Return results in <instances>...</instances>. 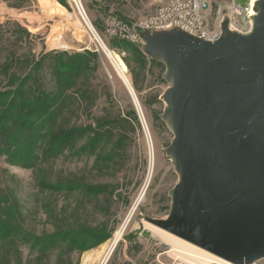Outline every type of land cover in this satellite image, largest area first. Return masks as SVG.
Listing matches in <instances>:
<instances>
[{
  "label": "rangeland",
  "instance_id": "1",
  "mask_svg": "<svg viewBox=\"0 0 264 264\" xmlns=\"http://www.w3.org/2000/svg\"><path fill=\"white\" fill-rule=\"evenodd\" d=\"M165 1L82 0L86 20L72 0H0V95L15 89L45 55L48 61L35 73L37 83L30 81L26 90L40 84L53 95L59 86L52 70L59 60L86 50L98 54L81 59L90 67L80 71L68 88L66 106L43 129L52 133L76 129L83 138L48 159L38 150L35 168L0 156V224L28 232L16 240L0 235V264H83L88 253L93 256L88 264H103L104 247L109 249L138 201L127 230L104 264H188L183 252L149 222L169 216L170 192L181 179L168 153L175 134L163 120L166 95L172 89L164 76L167 68L146 52L145 36L144 42L132 43L146 57L148 63L142 67L133 50L118 47L122 40L109 31L111 17L139 23ZM237 2L247 5L248 0ZM91 28L126 62L150 136ZM151 145L156 152L153 166ZM65 231L80 239L47 252L31 249L38 237ZM97 235L102 241L95 244ZM254 264H264V258Z\"/></svg>",
  "mask_w": 264,
  "mask_h": 264
},
{
  "label": "water",
  "instance_id": "2",
  "mask_svg": "<svg viewBox=\"0 0 264 264\" xmlns=\"http://www.w3.org/2000/svg\"><path fill=\"white\" fill-rule=\"evenodd\" d=\"M256 11L251 34L225 23L216 42L180 29L144 33L172 85L163 120L181 174L169 216L149 222L234 264L264 258V0Z\"/></svg>",
  "mask_w": 264,
  "mask_h": 264
},
{
  "label": "trees",
  "instance_id": "3",
  "mask_svg": "<svg viewBox=\"0 0 264 264\" xmlns=\"http://www.w3.org/2000/svg\"><path fill=\"white\" fill-rule=\"evenodd\" d=\"M119 43L120 45L116 42L118 47L133 50L135 60L139 65L146 66L148 63L146 57L138 51L136 45L124 40ZM97 55V52L86 50L85 54L77 53L68 56L67 60H59L52 70L59 86L53 95L46 92L40 84H37L33 90H26V85L30 81L37 83L35 73L39 72L44 63L48 61V55L33 65L32 70L15 89H10L0 95L2 98L0 106L4 109L0 110V156L6 155L14 164L35 168L40 159L38 150L41 149L42 157L48 159L72 149L83 138L84 133L76 129L66 130L63 133H52L49 129L43 132V129L46 124L55 121L61 113L60 110L66 106L71 96L68 94V88L75 79L77 80L80 71L90 67L88 62H85L87 66L84 67L81 59L85 56L95 57ZM3 99L5 102L2 101ZM25 233L28 232L19 226L0 224V235L11 240H16L21 236L26 237ZM76 238L80 239L79 235L76 237L71 231L56 233L49 237H38L31 249L47 252ZM99 238L101 237H96L95 244L102 241Z\"/></svg>",
  "mask_w": 264,
  "mask_h": 264
},
{
  "label": "built area",
  "instance_id": "4",
  "mask_svg": "<svg viewBox=\"0 0 264 264\" xmlns=\"http://www.w3.org/2000/svg\"><path fill=\"white\" fill-rule=\"evenodd\" d=\"M166 1L158 6L159 9L154 15L139 23L130 24L118 17H111V36L120 34L134 37L140 43L144 42V33L154 34L180 29L204 41L216 42L224 33L225 23L229 30L244 35L251 34L255 27V0H248L247 5H239L237 0Z\"/></svg>",
  "mask_w": 264,
  "mask_h": 264
},
{
  "label": "bare ground",
  "instance_id": "5",
  "mask_svg": "<svg viewBox=\"0 0 264 264\" xmlns=\"http://www.w3.org/2000/svg\"><path fill=\"white\" fill-rule=\"evenodd\" d=\"M79 1L80 0H75L77 6L79 7L78 9H80L81 11H83L85 13V16H86V20H88V15L86 14V11L84 9V6H83V3H82V0L79 4ZM259 0H255L254 1V4H253V10L256 11V4ZM82 3V4H81ZM79 10V11H80ZM80 13V12H79ZM81 14V13H80ZM256 14H258V12L256 11ZM92 29V28H91ZM93 30V29H92ZM94 33H96V35H94V37L96 38V41L98 43L99 46H101L102 48H104L106 51L109 50L110 51V54L111 56L114 58V60L117 62L114 63V61L111 59V62L112 64L117 67V71H118V74L121 78V80L123 81L124 85L126 86L127 90L129 91V93L131 95H133V98L135 99V102L138 106V109H139V112L143 118V122H144V126H145V118H144V115H143V112H142V108H141V105L139 103H137L136 101V98H135V90H134V87L132 85V82L130 80V75H129V72H128V67L126 65V62L121 58L119 57L117 54H115L108 46L107 44L103 41V39L101 38V36L99 35V33L97 31H94ZM231 32H236V31H231ZM236 33H239V32H236ZM241 34V33H239ZM244 35V34H242ZM116 37L120 40H124V41H130L131 43H135L136 45H138V41L135 40L134 37H129V36H120V34H117ZM103 50V49H102ZM137 96V95H136ZM148 127V126H147ZM146 128V126H145ZM147 129V128H146ZM147 133L149 135L150 131L149 129H147ZM151 135V134H150ZM149 135V136H150ZM151 138V137H150ZM151 162H152V166L154 165V163L156 162V152H155V149L154 147L151 145ZM139 203L140 201L136 202L135 205L132 207L131 211H130V214L129 216L127 217L124 225L118 230V232L116 233V236L114 237L113 241H112V244L111 246L109 247V249H106V246L104 247V249L106 250V258H105V261L108 259V257L111 255V253H113V249L116 248L115 246L118 244V242L122 239L125 231L127 230L128 228V225L130 223V219L132 218L133 214L135 213V211L137 210L138 206H139ZM148 225V224H147ZM150 226V225H149ZM152 227V226H150ZM153 229H155L156 231H158L162 237L165 239V240H168L170 242H173L174 244V247L175 248H179L182 252H183V259L184 261H186L188 264H234V263H230L182 238H179L165 230H162L160 228H156V227H152ZM177 245H179L180 247H177ZM92 254L91 253H88L84 259H83V264H88L90 262V260H92ZM105 261L103 262V264L105 263Z\"/></svg>",
  "mask_w": 264,
  "mask_h": 264
},
{
  "label": "crops",
  "instance_id": "6",
  "mask_svg": "<svg viewBox=\"0 0 264 264\" xmlns=\"http://www.w3.org/2000/svg\"><path fill=\"white\" fill-rule=\"evenodd\" d=\"M67 47V46H66Z\"/></svg>",
  "mask_w": 264,
  "mask_h": 264
}]
</instances>
